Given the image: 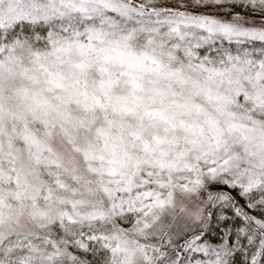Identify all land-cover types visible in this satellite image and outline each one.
<instances>
[{
  "label": "snow or ice",
  "instance_id": "snow-or-ice-1",
  "mask_svg": "<svg viewBox=\"0 0 264 264\" xmlns=\"http://www.w3.org/2000/svg\"><path fill=\"white\" fill-rule=\"evenodd\" d=\"M0 264H264V0H0Z\"/></svg>",
  "mask_w": 264,
  "mask_h": 264
}]
</instances>
